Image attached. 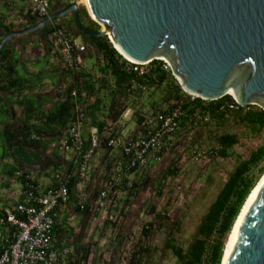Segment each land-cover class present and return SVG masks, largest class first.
Returning a JSON list of instances; mask_svg holds the SVG:
<instances>
[{
    "label": "trees",
    "instance_id": "obj_1",
    "mask_svg": "<svg viewBox=\"0 0 264 264\" xmlns=\"http://www.w3.org/2000/svg\"><path fill=\"white\" fill-rule=\"evenodd\" d=\"M52 2L53 0L50 3L49 13L52 12ZM68 4L69 2H65L62 5L65 7ZM67 16L54 20V25L64 29L71 37L81 38L82 43L85 44V50L81 52L78 69L73 70L60 63L53 65L52 72L60 74L64 79V92L61 93L57 102H52L49 97H44L40 101L38 94H34L36 81L40 80L42 72L29 74L36 77L32 80L29 79L30 76L21 74L20 58L15 46L7 42L0 51V95L9 103L12 102L20 107L17 112L13 105H8L9 103L5 102L3 97L0 98V124L3 125L0 139L12 159L11 163H6L5 167L8 166V170L4 173L21 180L22 187H26V183L38 185L23 168V162L37 163L40 155L39 157L35 155V150L40 149L39 151L42 150L44 153L49 143L54 142V150H58L59 153L64 151L63 140L69 134V127L80 120L81 151H70L73 153V159L69 162V167L54 171L52 185H56V174L64 176L70 189V198L66 204L74 202V208L79 215L87 216L88 213L97 210L95 201L91 199L96 196L97 188L91 191L92 197L86 199L81 207L78 204L79 193L75 189L81 175L88 172L92 175L100 168L99 176L101 180H104L111 177L115 166H120L125 171V175L121 184L113 188L109 195L112 202L104 221L106 225L115 226L112 220L115 213L120 211V195H125L127 203L131 201L130 197L135 196L148 180L147 174L151 165L163 162L167 152L172 151L177 142L178 144L183 142V136H191L192 139L190 145H186V153L200 159L201 163L231 158L232 149L242 140L237 129H243L248 137H262L264 110L260 107L256 105L242 107L228 94L216 100L192 97L181 88L171 70L163 67L165 64L163 60H152L149 70L139 75L129 69L128 61L117 51L107 35H85L75 26L72 14L69 22L63 20ZM29 17L33 23L42 19L30 14ZM79 18L83 26L92 30L101 29L100 25L90 17L85 6H80ZM0 27L6 32L14 28L11 25L3 26L2 23ZM48 27L50 25L44 27L38 34L43 40L42 43L49 49L50 45L46 36ZM16 28L20 29L19 26ZM94 53L98 54L95 70L83 64L85 56L92 57ZM9 92L15 97L13 95L7 97ZM47 101L51 106H48ZM174 108H178L180 112L179 125L175 133L164 137L162 149L152 152L153 155L149 156L150 159L145 164H136L126 170L127 162H129V157L123 151L126 140L143 135L159 113H166ZM126 109H130L129 119H132L134 127L129 134L124 135L122 116ZM80 113L82 118H77ZM8 118H16L19 123L15 121L5 123ZM93 127L97 128L99 146L87 162L84 173L81 170L82 155L90 149ZM173 138H177L176 142ZM110 139L116 140V143L109 144ZM18 146L31 151L29 158H23L24 156L14 149ZM97 154L99 162L96 164L94 157ZM155 156L160 157V160L155 162L153 160ZM180 157L181 153L176 158H172L170 164L161 171L160 177L155 179L157 180L155 188L157 196L163 193L162 187L158 186L159 182L162 184L168 178L178 176L181 169ZM263 161L264 142L254 146L245 157L237 158L233 170L227 175L221 190L202 216L195 235L186 246L175 243L174 235L180 229V219H171L162 213H156L154 220L143 226V236H148L155 226L158 228L169 226L171 231L167 233L164 248L171 251L176 264H220L232 224L258 178L264 173V163L258 168L256 174L253 170ZM212 182L213 178L208 177V184ZM59 209L60 207L57 211ZM97 212L100 211L97 210ZM152 212H155L153 206ZM6 214L3 211L0 213V218H3L5 222ZM157 220L160 222L157 223ZM164 220L169 221V224L166 222L162 224ZM93 246H96L92 252L94 256L98 249L97 242ZM109 247L115 249L114 252L109 250L115 256L116 252L121 251L118 241L113 240ZM67 254L69 253L65 254L66 264H86L89 261L90 254L87 251L83 252L78 259H75L76 257L71 253ZM153 255L151 246L141 242L132 251L128 263L150 264Z\"/></svg>",
    "mask_w": 264,
    "mask_h": 264
},
{
    "label": "water",
    "instance_id": "obj_2",
    "mask_svg": "<svg viewBox=\"0 0 264 264\" xmlns=\"http://www.w3.org/2000/svg\"><path fill=\"white\" fill-rule=\"evenodd\" d=\"M86 2L100 30L82 25L74 1L24 29L6 32L0 51L10 38L72 14L80 32L108 35L134 61L166 60L187 93L204 100L228 94L242 107L264 110V0ZM224 264H264V180L232 235Z\"/></svg>",
    "mask_w": 264,
    "mask_h": 264
},
{
    "label": "built area",
    "instance_id": "obj_3",
    "mask_svg": "<svg viewBox=\"0 0 264 264\" xmlns=\"http://www.w3.org/2000/svg\"><path fill=\"white\" fill-rule=\"evenodd\" d=\"M28 12L30 15L44 18L49 14L52 0H28ZM47 41L50 51L60 64L70 69H78L81 62L80 53L85 50V44L79 42L77 38L71 37L64 29L54 25L52 22L47 31ZM129 63V69L141 75L146 73L151 61L135 62L125 58ZM164 68L171 70L170 65L164 60ZM141 88H145L140 86ZM188 94V93H187ZM190 95V94H189ZM194 97V95H191ZM129 113L127 109L123 113L126 117ZM180 112L174 108L166 113H159L143 135L136 139H128L124 143L123 151L129 157L126 170L145 164L152 152L162 149L163 139L175 133L179 125ZM77 118H82V113ZM81 121L78 120L69 127V134L63 140L64 152L81 151ZM116 143L110 139L109 144ZM99 146L97 128L91 129L90 149L82 155V172L85 173L87 162ZM155 162L160 157L153 158ZM125 171L120 166L114 167L111 177L102 179L97 194L93 199L95 208L107 216L108 208L112 202L109 195L112 189L120 185ZM28 178V176H27ZM56 185L41 188L30 183L22 187L21 199L15 204L12 211L6 214V222L14 226L15 230L8 245L0 249V264H60L62 257L68 250H59L52 245V237L58 214L57 208L64 206L70 198V189L64 176L56 174ZM88 199L85 192L80 191L78 204L83 207L84 201ZM0 221L5 222L3 218Z\"/></svg>",
    "mask_w": 264,
    "mask_h": 264
},
{
    "label": "rangeland",
    "instance_id": "obj_4",
    "mask_svg": "<svg viewBox=\"0 0 264 264\" xmlns=\"http://www.w3.org/2000/svg\"><path fill=\"white\" fill-rule=\"evenodd\" d=\"M75 1L79 6L86 7L83 0ZM70 15L68 14V17H71ZM100 28H102V26H100ZM36 52L37 57H39V62L32 63L25 61L24 63L20 61L19 71L21 73L24 71L21 63H24L26 67L30 68L36 67L42 69L46 67L44 63L45 57L43 58L40 52ZM93 57L94 56H92V58ZM93 62H96L95 58L92 60L88 57L86 60V64L89 65ZM22 74L26 75L25 73ZM35 78V76H30L29 79L32 80ZM130 116L131 112H129L127 117H124L122 121V127L124 129L129 126L132 127L133 125L132 119H129ZM237 131L240 132L242 140L240 144L232 149L233 156L227 159H216L215 161H209L207 163H201L200 159L191 157L186 153V145H190L192 139L191 136H183V142L180 144L177 142L174 149L167 152L163 162L154 163L152 164L153 166L151 165L148 169V180L145 185L140 187L135 196L130 197L131 201L127 203V201H125V195H120V211L115 213L112 220L116 225H109L110 230H107V226L104 231V238L106 241L100 246L97 243L98 249L95 251L96 254L94 253V256L92 254L89 258V264H129L128 259L132 251L136 248L137 244L141 242L147 245L149 244L151 246V251L154 252L150 264H176V259L171 251L164 248L167 233L171 231V228H169V226L167 228H158L155 226L148 236H143L142 228L145 224L154 220L156 213H162L166 214L171 219H180V229L174 235L176 244L186 246L189 241L192 240L202 216L206 213L221 190L227 179V175L233 170L237 158L239 156L245 157L254 146L264 142V133L261 138H256V136H246L241 128L237 129ZM178 136H180V134ZM177 138L180 139L181 136ZM177 138H173L175 142ZM179 153H181V169L178 176L170 177L162 184L159 182L158 186L162 187L163 193L157 196L155 193L157 180L155 179L160 177L161 171L164 170L166 166L170 164L172 158H176ZM263 163L264 161L253 170L254 174L257 173L258 168H260ZM208 177L213 178L212 184H208ZM88 180V183L91 185L88 189L91 188V191H94L98 188L101 177L99 175L94 177L93 173L90 177L88 176ZM91 181H93V183H91ZM152 206L155 208V212L151 213ZM104 221L105 218L101 219L96 225L100 232L102 226L105 224ZM156 222L158 223L160 221L157 220ZM165 222L169 224V221L165 220L162 221V224H165ZM113 240L116 242L118 241L121 247L120 253L116 252V256L110 253V251L113 250L114 252L115 250L113 247L112 249L109 247ZM93 247L95 249L96 246ZM88 262L86 264H88Z\"/></svg>",
    "mask_w": 264,
    "mask_h": 264
},
{
    "label": "crops",
    "instance_id": "obj_5",
    "mask_svg": "<svg viewBox=\"0 0 264 264\" xmlns=\"http://www.w3.org/2000/svg\"><path fill=\"white\" fill-rule=\"evenodd\" d=\"M72 1L75 0H53L52 12L63 8V3H70ZM28 6V0H0V23H2L3 26L11 25L12 27H14L13 30H20L26 28L27 26H30L31 23L33 24V22L29 17ZM63 20L69 22L70 17L67 16ZM18 26L20 27V29L16 28ZM38 33L40 32L36 31L34 33H25L22 35L14 36L10 38L8 42L10 43V45L15 46L16 50L18 51V57L20 58V61L24 63L25 61H29L32 63L39 62V57H37L36 51L40 52L43 58L45 57L44 63L46 64V67H43L42 69H38L36 67L30 68L26 67L24 63H21V66L24 70L22 71V73H25L27 76H31L29 74L42 72L40 80L36 81L37 86L35 87L34 94H38L40 101L43 100L44 97H49L52 102H57L61 96V93L64 92V79L60 74L52 72L53 65H56L57 63L59 64V61L54 55H52L50 48L48 49L47 45L42 43L43 40L40 39ZM5 34L6 31L0 27L1 40ZM78 41L82 42L81 38H78ZM93 56V58L96 59V62L91 63V65L86 64V60L89 56H85V58L83 59V64L86 67H93V70H95L97 68L98 54L94 53ZM90 58L93 60L92 57ZM11 95L13 94L9 92L7 94V97H10ZM2 97L3 96L0 95V98ZM12 99L14 100L15 98ZM4 100L5 102H8L7 99L4 98ZM47 104H49L48 106H51L48 101ZM8 105H13L17 112L20 108L12 102ZM45 106L47 105L45 104ZM12 121L19 123L16 118H8L5 123H10ZM132 127H127L129 129L122 128V133L124 135L129 134L133 129ZM2 129L3 125L0 124V131ZM14 149H16V151L19 152L21 156H24L23 158H29V155L31 154V151H29L28 148L18 146ZM54 149L55 143H49L47 148H45L44 153L42 150L39 151L40 149L35 150V155H37L38 157L40 155L37 163L33 162L32 164H30L25 161L23 162V168L28 171L29 176L34 179L38 183V186H40L41 188L52 186L54 171H61L60 169L64 170L68 168L69 162L73 159L72 152L62 151L59 153L58 150ZM8 152L9 151L3 145V141L0 139V213H2V211L5 213L12 211L15 207V204L22 197L21 180H18L17 178H15V176L10 177L4 173L6 170H8V166L5 167L6 163H11L12 161ZM94 158V161L97 164L99 162L98 154ZM99 170L100 168H98V170L94 173V177L100 175ZM88 176H91L90 172H88V174L81 175V179L76 184L75 189L78 190V193H80V191L85 192L88 199H90L92 196L91 188L88 189L89 187H91V185L88 183ZM91 183H93V181H91ZM96 211L97 210H94L93 212L88 213L87 216H81L74 208V202L72 201L60 207L56 217V224L53 232V246L61 251L68 250L67 253H71L72 255H74L76 257L75 259H78V257H80L83 252L87 251L90 254V258L93 252L94 243L97 242L99 246L102 245V243L106 241V239L104 238V231L107 226V230L110 228L109 225L104 224V226H102L101 232L98 230V227L96 226L97 223L101 219H104L106 216H104L103 213L100 212L96 213ZM14 230V226H12L10 223L0 221V249L8 245V243L11 241ZM66 257V255L62 257L60 264H66Z\"/></svg>",
    "mask_w": 264,
    "mask_h": 264
},
{
    "label": "bare ground",
    "instance_id": "obj_6",
    "mask_svg": "<svg viewBox=\"0 0 264 264\" xmlns=\"http://www.w3.org/2000/svg\"><path fill=\"white\" fill-rule=\"evenodd\" d=\"M84 4L87 6V2L86 0H83ZM116 49L119 51L120 53V50L116 47ZM122 54L125 58H127L128 60L130 61H134L133 59L129 58L128 56H126L125 54H123L122 52L120 53ZM137 62V61H135ZM190 95H194V94H191V93H188ZM196 96V95H194ZM264 180V173L261 175V177L259 178V180L257 181V183L255 184V186L252 188L251 192L249 193V195L247 196L246 200L244 201L238 215L236 216L233 224H232V227H231V230L229 232V235H228V238H227V241L224 245V249H223V254H222V258H221V262L220 264H224L225 262V258H226V255H227V252H228V248H229V245H230V242H231V238H232V235L242 217V215L244 214V212L246 211L252 197L254 196L255 192L257 191V189L259 188L260 184L262 183V181Z\"/></svg>",
    "mask_w": 264,
    "mask_h": 264
},
{
    "label": "clouds",
    "instance_id": "obj_7",
    "mask_svg": "<svg viewBox=\"0 0 264 264\" xmlns=\"http://www.w3.org/2000/svg\"><path fill=\"white\" fill-rule=\"evenodd\" d=\"M72 2H74V1H72ZM53 22H54V21H53ZM30 33H32V32H30ZM33 33H34V32H33ZM27 34H29V33H27ZM21 35H22V34H21ZM107 36H108V35H107ZM77 39H78V38H77ZM112 44H113V43H112ZM80 54H81V53H80ZM121 55H122V54H121ZM122 56H123V55H122ZM123 57H124V56H123ZM124 58H125V57H124ZM161 60L164 61V59H161ZM165 61H166V60H165ZM180 86H181V85H180ZM181 88H182V87H181ZM182 89H183V88H182ZM185 92H186V91H185ZM186 93H187V92H186ZM195 97H196V96H195ZM234 101H235V100H234ZM126 110H127V109H126ZM126 110H125V111H126ZM125 111H124V112H125ZM129 112H130V109H129ZM122 117H123V116H122ZM126 117H127V116H126ZM123 119H124V117H123Z\"/></svg>",
    "mask_w": 264,
    "mask_h": 264
},
{
    "label": "flooded vegetation",
    "instance_id": "obj_8",
    "mask_svg": "<svg viewBox=\"0 0 264 264\" xmlns=\"http://www.w3.org/2000/svg\"><path fill=\"white\" fill-rule=\"evenodd\" d=\"M38 32H42V29L38 30Z\"/></svg>",
    "mask_w": 264,
    "mask_h": 264
}]
</instances>
